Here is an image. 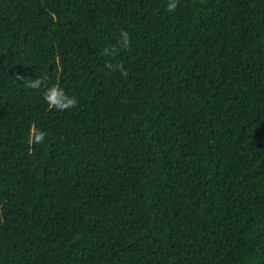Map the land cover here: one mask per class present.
<instances>
[{"label":"trees","instance_id":"16d2710c","mask_svg":"<svg viewBox=\"0 0 264 264\" xmlns=\"http://www.w3.org/2000/svg\"><path fill=\"white\" fill-rule=\"evenodd\" d=\"M168 3L0 0V264H264V0Z\"/></svg>","mask_w":264,"mask_h":264},{"label":"clouds","instance_id":"9594fccd","mask_svg":"<svg viewBox=\"0 0 264 264\" xmlns=\"http://www.w3.org/2000/svg\"><path fill=\"white\" fill-rule=\"evenodd\" d=\"M179 0H169L167 5V10L169 12H174L178 6ZM121 40L118 42L119 46L127 49L130 47V37L127 31H122L120 33ZM117 49L105 47L103 49V55L108 57H114ZM106 68L115 70L119 69L123 75H127L126 69H124L121 64H113L111 60L106 63ZM19 79L23 80L26 86L33 89H40L47 80V76H37L35 79L31 77H19ZM44 100L47 103L49 110L56 109L59 111L69 110L78 105L79 101L75 96H70L65 89L60 87L58 84H53L51 86L45 87L44 89ZM31 142L32 143H42L46 137V133L44 131H37L35 127L31 130Z\"/></svg>","mask_w":264,"mask_h":264}]
</instances>
